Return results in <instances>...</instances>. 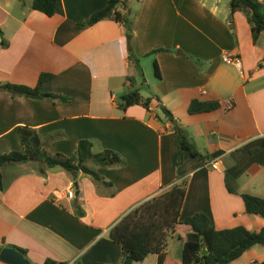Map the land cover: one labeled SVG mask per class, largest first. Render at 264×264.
<instances>
[{
	"label": "crops",
	"instance_id": "1",
	"mask_svg": "<svg viewBox=\"0 0 264 264\" xmlns=\"http://www.w3.org/2000/svg\"><path fill=\"white\" fill-rule=\"evenodd\" d=\"M110 1L59 0L56 15L48 17L31 9L33 0H0L7 44L0 37V84L35 88L50 74L42 91L70 99L1 91L0 153L22 151L19 130L27 127L50 155L76 157L80 142L90 141L94 154L111 150L125 160L111 167L89 161L101 181L36 161L3 167L0 252L20 248L32 264H120L112 228L181 181L187 194L180 221L206 214L217 230L260 232L264 219L247 213L242 196L264 198V32L255 44L249 15L232 14V0H127V9L117 11L133 13L131 45L142 77L122 23L106 19L80 28ZM226 53L241 59V70L223 63ZM132 89L151 100L149 109L120 108ZM196 99L217 101L221 109L190 115ZM177 129L200 154L186 153L180 168ZM215 161L218 170L208 165ZM182 258L173 236L163 254L135 264H180ZM263 262L264 250L255 247L232 264Z\"/></svg>",
	"mask_w": 264,
	"mask_h": 264
},
{
	"label": "trees",
	"instance_id": "2",
	"mask_svg": "<svg viewBox=\"0 0 264 264\" xmlns=\"http://www.w3.org/2000/svg\"><path fill=\"white\" fill-rule=\"evenodd\" d=\"M126 1H110L105 9L92 15L86 22L81 23L80 28L91 27L106 19H114L122 23L127 30L130 60L143 77L140 59L134 56L131 45L134 22L131 15L133 13L128 10L127 15H125L117 11L120 5L127 9ZM58 3L59 0H33L31 9L48 17H53L56 15ZM230 7L232 14L237 11H245L249 15L252 24L253 41L257 44L260 35L264 32V3L260 0H232ZM0 37L2 38V45L6 47L7 44L4 41V32L1 27ZM156 76L160 78L157 65ZM52 78L53 76L50 74H42L35 88L23 85L0 84V92L7 91L14 96L32 99L70 102V99L42 91L43 85ZM150 103L151 100L144 99L139 89H132L121 97L120 108L127 110L130 107L141 105L145 109H149ZM161 109L168 119L174 120L170 110L164 106ZM220 109L221 104L217 101L209 102L196 99L190 103L188 113L190 115H200ZM176 131H178L179 137L176 166L180 168L183 165L186 153L192 157H198L200 154L194 144L182 135L179 129ZM19 132L23 150L14 151L10 154L0 153V190L3 189L1 169L5 166L36 161L46 167H60L72 173L82 170L101 181V176L86 166L89 161L100 167L125 165V160L114 151L104 150L99 154H94L93 144L90 141L80 142L76 157L67 158L61 154L50 155L46 149L47 145L42 141L36 130L26 127L21 128ZM78 163L83 164L82 168L78 166ZM228 190L233 193L229 185ZM186 194L187 183L181 181L169 191L131 211L112 228L109 237L113 243L121 248L120 264L141 263L151 255L163 254L168 247L169 239L173 236L178 239L183 248V258L180 264H232L255 247H260L264 250V228L258 233L251 232L242 226L227 230H217L211 218L206 214H197L184 222L180 221ZM242 197L247 213L264 219V198L251 195H243ZM15 249L29 260L25 250ZM204 249H207V255H202ZM46 264L63 263L47 261Z\"/></svg>",
	"mask_w": 264,
	"mask_h": 264
},
{
	"label": "water",
	"instance_id": "3",
	"mask_svg": "<svg viewBox=\"0 0 264 264\" xmlns=\"http://www.w3.org/2000/svg\"><path fill=\"white\" fill-rule=\"evenodd\" d=\"M82 166L81 164L79 165ZM207 249L202 251V255H207ZM0 260L6 264H32L20 251L15 248H6L0 252ZM216 264V263H215Z\"/></svg>",
	"mask_w": 264,
	"mask_h": 264
},
{
	"label": "built area",
	"instance_id": "4",
	"mask_svg": "<svg viewBox=\"0 0 264 264\" xmlns=\"http://www.w3.org/2000/svg\"><path fill=\"white\" fill-rule=\"evenodd\" d=\"M222 61H223V63H225L227 65L235 66L239 70L242 69V61L237 56L226 53L223 55ZM208 165H209V167H211L212 169H215V170H218L220 167V164L218 161L210 162ZM73 196H74L73 191L68 193L69 198H73Z\"/></svg>",
	"mask_w": 264,
	"mask_h": 264
},
{
	"label": "rangeland",
	"instance_id": "5",
	"mask_svg": "<svg viewBox=\"0 0 264 264\" xmlns=\"http://www.w3.org/2000/svg\"><path fill=\"white\" fill-rule=\"evenodd\" d=\"M143 92H144V95L147 96V94H149L148 87L145 86L143 88ZM256 250L261 252V249L259 247H256Z\"/></svg>",
	"mask_w": 264,
	"mask_h": 264
}]
</instances>
